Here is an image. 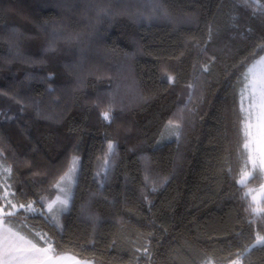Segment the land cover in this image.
<instances>
[{
  "label": "trees",
  "instance_id": "1",
  "mask_svg": "<svg viewBox=\"0 0 264 264\" xmlns=\"http://www.w3.org/2000/svg\"><path fill=\"white\" fill-rule=\"evenodd\" d=\"M262 47L264 0H0V197L90 264H264L262 175L237 183ZM75 154L58 229L40 202Z\"/></svg>",
  "mask_w": 264,
  "mask_h": 264
},
{
  "label": "snow or ice",
  "instance_id": "2",
  "mask_svg": "<svg viewBox=\"0 0 264 264\" xmlns=\"http://www.w3.org/2000/svg\"><path fill=\"white\" fill-rule=\"evenodd\" d=\"M156 10L155 8L153 9V11ZM261 50L264 51V47ZM168 79L172 81L174 78L169 75ZM243 93H247L251 98L247 119H250L254 113L257 120L256 146L252 149L256 154L251 157L253 170H255L257 167H264V134L261 131L264 130V56L256 60L245 74ZM110 112L111 108L109 107V110L103 113L105 120L111 119ZM169 125L174 126L175 135L179 137V123L170 120ZM245 136H251L248 129L245 130ZM244 147L249 148V144L246 142ZM108 151L109 153L113 151L111 143L108 145ZM73 165H75V158ZM6 171L10 172L11 169H6ZM74 171L75 168L73 166L64 177H61L60 182L57 184L58 190L65 193V198L61 199L57 195L54 201L47 204L48 212L40 213L45 215L46 219L51 220L54 225L58 224L57 215L62 213L68 204V197L63 182L67 179L71 183ZM245 171H247V168ZM239 183H241L242 187L247 186V181L243 178ZM11 195L15 196L14 193ZM8 196L9 193L6 191L4 196L0 197L4 201L3 206H0V264H59L60 261H63L65 257L59 255L50 237H45L47 246H40L35 236L32 235V229L27 224L22 223V221L28 219V215L18 214V210L23 209L24 213L36 212L33 202H28L27 204L14 203L12 199H8ZM40 203L41 207H43V202L41 201ZM259 242L264 244V238H261Z\"/></svg>",
  "mask_w": 264,
  "mask_h": 264
},
{
  "label": "rangeland",
  "instance_id": "3",
  "mask_svg": "<svg viewBox=\"0 0 264 264\" xmlns=\"http://www.w3.org/2000/svg\"><path fill=\"white\" fill-rule=\"evenodd\" d=\"M262 56H264V54ZM260 58H258L256 60H259ZM255 61H253L248 66L245 74L248 72L249 67H251V65ZM258 71H259V69H258ZM244 77H245V75H244ZM242 93H243V89H242V91L240 93V98H239L240 110H241L242 115H243V122H242V132H243V137H244L243 147H244L245 143L247 142L249 144V148H245L244 147V150H245V153H246V157H247V164L244 167V169L242 170V172L240 173V176H239V178L237 180V183L239 185H241V183H239V181L242 178L245 179L248 182V180L252 177L254 171H258L262 175V182L258 186H248V187H246V194H247L250 202L253 205V209H255V212H258L259 211L260 202L264 198V167H257L255 170H253V160L251 159V157L256 154V153H254L252 151V149H254L255 146H256L255 145V138H256L257 131H258V129H257V120H256V116H255L254 113H253V115L251 116L250 119H247L249 111H250L249 105H250V102H251V98H250V96L247 93H243V94ZM246 129H248L250 131L251 136H248V137L245 136V130ZM261 131H262V134H264V130H261ZM74 158H75V165H73ZM79 163H80L79 156L76 155V154L73 155L71 157V161H70V164H69V167H68L67 171L63 175H61L59 177V179L56 181V183L54 184L52 197L49 198V199H46L44 201V203H45L44 204L45 205V213H47L48 212L47 204L49 202H51V201H54L56 199L57 195H59L61 197V199L65 198V193H62V192H60L58 190L57 184H58V182H60L61 177H64L65 174L69 172V169L73 168V166H74L75 171L72 174V182L69 183L67 179L63 182V186L66 189V194H67V197H68V204L66 206V209L62 213H59L57 215L58 224L54 225V223L51 220L48 219L58 229H60L61 225H62V223H61V215L64 212L67 211L69 203H70V199H71V195H72V191H73V186H74L76 175H77L78 168H79ZM246 168H247V171H245ZM6 191L8 192V190L5 189L4 190V194H5ZM8 193L10 194V192H8ZM4 194H3V196H4ZM260 240L261 239H258L257 242H259ZM207 264H212V263L210 262V263H207Z\"/></svg>",
  "mask_w": 264,
  "mask_h": 264
},
{
  "label": "crops",
  "instance_id": "4",
  "mask_svg": "<svg viewBox=\"0 0 264 264\" xmlns=\"http://www.w3.org/2000/svg\"><path fill=\"white\" fill-rule=\"evenodd\" d=\"M60 256L65 257V259L63 261H60L59 264H90L87 262L79 261L69 254H62Z\"/></svg>",
  "mask_w": 264,
  "mask_h": 264
}]
</instances>
